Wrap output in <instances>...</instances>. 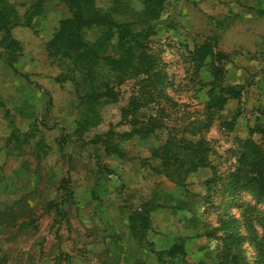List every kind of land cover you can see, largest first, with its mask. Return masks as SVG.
Listing matches in <instances>:
<instances>
[{"label":"rangeland","instance_id":"1","mask_svg":"<svg viewBox=\"0 0 264 264\" xmlns=\"http://www.w3.org/2000/svg\"><path fill=\"white\" fill-rule=\"evenodd\" d=\"M90 1L101 11L112 5L111 0ZM122 1L135 10L143 7L142 0ZM7 2L17 17L8 34L0 30V103L13 123L11 132L6 128L10 156L29 168L36 163L39 169L40 161L54 167L63 159L70 170L77 165L93 169L91 195L98 206L109 204L104 185L111 184L127 211L143 202L165 207L150 213L143 240L128 236L120 244L102 209L100 217L91 214L86 222L79 218L73 223L65 218L67 212L58 218L55 209L58 214L62 209L56 203L72 199V192L66 188L54 194L49 186L44 194L48 216L40 217L32 208L11 227L0 226L17 237L13 255L0 251V264H217L221 220L239 217L228 199L227 175L237 168L245 139L264 152V0H164L150 36L163 62V83L139 95L138 80L126 79L115 88V100L84 103L80 96L89 89L82 74L71 59L49 55L47 48L59 22L71 15L67 4ZM206 37L216 40L222 58V86L240 90L238 98H228L220 109L209 107L210 59L199 64L192 55ZM139 96L133 112L129 102ZM123 109L131 111L129 118H135L137 127L159 126L146 136L128 135L132 127ZM84 120L87 127L81 126ZM169 139L201 140L205 164L192 170L187 164L178 167L175 156L165 152ZM64 177L61 183L71 184V177ZM242 199L250 201L247 193ZM82 211L93 209L82 205L77 212ZM135 223L141 226L139 220ZM149 242L155 250L182 244L186 254H162L161 261Z\"/></svg>","mask_w":264,"mask_h":264},{"label":"trees","instance_id":"2","mask_svg":"<svg viewBox=\"0 0 264 264\" xmlns=\"http://www.w3.org/2000/svg\"><path fill=\"white\" fill-rule=\"evenodd\" d=\"M71 15L62 19L47 43L49 55L60 59H71L74 69L82 74V82L89 90L81 97V103L100 98L115 100V88L126 79H137L138 94L147 93L166 78L163 62L151 46L150 36L154 32V20L163 8L164 0H142L143 7L135 10L129 2L111 0V8L98 10L90 0H63ZM17 24L15 11L7 0H0V30L6 31ZM1 43V42H0ZM9 44H16L10 40ZM7 44V47H10ZM193 60L199 64L210 59L212 80L208 90L209 107L220 109L228 98L240 96L238 86H222L224 78L222 58L216 51V40L206 37L192 51ZM10 64V63H9ZM219 93L216 95L215 91ZM142 95V94H141ZM138 98L129 102L131 110L137 109ZM123 109V118L131 125L128 135L146 136L159 125L136 126L131 111ZM235 117L232 118L234 120ZM88 126L86 120L82 127ZM174 139V138H172ZM167 141L165 152L174 155L178 167L188 165L192 170L204 165L205 151L201 140L179 139ZM243 150L237 168L227 175L226 190L230 205L239 210V217L221 220L222 253L217 264H264V152L251 139L243 141ZM184 155V157H182ZM244 165L248 169H244ZM247 193L250 201L242 199ZM152 206L160 204L146 202L135 214L141 227L146 229L147 213ZM252 250L248 255L247 250ZM159 260L162 254L169 257L185 256L182 244H174L167 250L154 251Z\"/></svg>","mask_w":264,"mask_h":264},{"label":"crops","instance_id":"3","mask_svg":"<svg viewBox=\"0 0 264 264\" xmlns=\"http://www.w3.org/2000/svg\"><path fill=\"white\" fill-rule=\"evenodd\" d=\"M0 107L2 108L0 110V226L7 225V227H11V225L16 222L18 216L25 218L32 213L33 209L38 211L37 213L40 217H42V215L48 216L49 200L44 194L49 191L50 186L54 194H57L58 190L65 191L66 188L72 192V199L68 201L61 199L56 203V207H61L63 212L58 214L55 209L56 216L59 215L58 218H63L64 212H67L65 218L73 221V223L78 222L79 218L86 222L91 214H96L100 217L99 211L102 209L104 210L103 215L105 216V221L109 222L110 226L116 229L115 235L117 238L121 239L119 241L120 244L122 243V239L125 240L128 236L143 240V234L146 233L151 226L150 213L155 208L159 209L165 207L164 205L160 207L152 206L151 209H149L147 213L146 229H143L135 223V214L132 216L131 214L139 210L141 205L146 202L139 203L132 208V210L127 211L122 201H120L121 197L118 191L116 192L111 184H105L104 186L107 188L105 189V193H107L106 199L108 200V198H110L108 200L109 204L97 205L98 201L93 199L91 195L95 189V187L92 186L94 177L93 169L84 168L83 165H77L70 170L69 164H65L64 167L63 159L54 167H49L47 164L43 166V162L40 161L39 169L36 168V163L32 168H29L22 159L16 161L14 157L10 156L11 154H9V151H7V140L10 138V134L8 135L6 128H11V132L13 123L10 117L7 116L6 110H8V108L6 106L4 107L2 103H0ZM26 167L29 169L26 170ZM68 175L71 177L72 182L71 184L63 185L61 182L63 179L67 178L64 176ZM36 200L41 201V203L39 205L36 204ZM82 205L93 209V211L86 214L83 211L78 213L77 209ZM167 207L173 208L174 206ZM16 238L14 232L7 231L4 233L3 230H0V251L2 250V252H4L6 250L8 257L13 255L15 253L14 247ZM174 244L176 243L173 242L170 246ZM148 245L154 254V251H160L153 249L151 242H149ZM170 246L164 250H167ZM119 254L122 256V252Z\"/></svg>","mask_w":264,"mask_h":264}]
</instances>
